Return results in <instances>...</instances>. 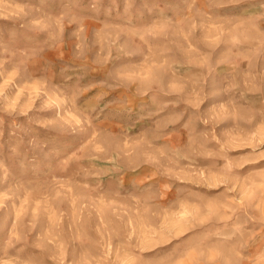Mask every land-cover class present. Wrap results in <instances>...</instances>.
<instances>
[{
  "label": "rangeland",
  "instance_id": "obj_1",
  "mask_svg": "<svg viewBox=\"0 0 264 264\" xmlns=\"http://www.w3.org/2000/svg\"><path fill=\"white\" fill-rule=\"evenodd\" d=\"M0 264H264V0H0Z\"/></svg>",
  "mask_w": 264,
  "mask_h": 264
}]
</instances>
